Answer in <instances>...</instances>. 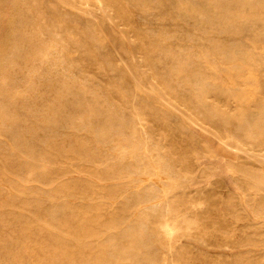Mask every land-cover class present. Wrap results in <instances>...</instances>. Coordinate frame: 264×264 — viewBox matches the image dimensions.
<instances>
[{
    "label": "rangeland",
    "instance_id": "1",
    "mask_svg": "<svg viewBox=\"0 0 264 264\" xmlns=\"http://www.w3.org/2000/svg\"><path fill=\"white\" fill-rule=\"evenodd\" d=\"M227 1L0 0V264H264V1Z\"/></svg>",
    "mask_w": 264,
    "mask_h": 264
},
{
    "label": "bare ground",
    "instance_id": "2",
    "mask_svg": "<svg viewBox=\"0 0 264 264\" xmlns=\"http://www.w3.org/2000/svg\"><path fill=\"white\" fill-rule=\"evenodd\" d=\"M6 1H7V0H6ZM8 1H9V0H8ZM60 1H61V0H60ZM215 1H217V0H215ZM222 1H223V0H222ZM225 1H226V0H225ZM231 1H232V0H231ZM233 1H234V0H233ZM237 1H238V0H237ZM241 1L243 2V0H241ZM250 1H251V0H250ZM253 1L256 2V0H253ZM257 1H259V0H257ZM262 1H264V0H262ZM11 2H12V1H11ZM93 2H94V1H93ZM228 2H230V0L227 1V4H229ZM234 2H235V1H234ZM242 2H241V4H242ZM245 2H246V0H245ZM245 2H243V3H245ZM259 2L261 3V1H259ZM219 3H221V2L219 1ZM219 3H218V4H219ZM225 3H226V2H225ZM238 3H239V2H238ZM253 3H254V2H253ZM253 3L251 2V4H253ZM260 3H259V4H260ZM183 4H184V3H183ZM221 4H223V3H221ZM230 4H232V3H230ZM234 4H235V3H234ZM259 4H258V5H259ZM261 4H262V3H261ZM261 4H260V5H261ZM187 5H188V4H187ZM187 5H186V7H187ZM194 5H195V4L193 3V6H194ZM219 5H220V4H219ZM223 5H224V4H223ZM225 5H226V4H225ZM225 5H224V6H225ZM235 5H236V4H235ZM238 5H239V4H237L236 6H238ZM254 5L257 6V3H255ZM260 5H259V6H260ZM95 6H96V5H95ZM188 6H189V5H188ZM191 6H192V4L190 5V7H191ZM227 6H229V5H227ZM233 6H234V5H233ZM241 6H242V5H240V7H241ZM251 6H252V5H251ZM256 6H255V7H256ZM259 6H258V7H259ZM186 7H185V9H186ZM196 7H197V6H196ZM198 7H199V6H198ZM198 7H197V8H198ZM214 7H215V6H214ZM214 7H213V8H214ZM242 7H243V8H242ZM242 7H241V9H240L239 11H241L242 9H244V7H245L244 4H243ZM255 7L253 6V8H251V9H255ZM98 8H99V7H98ZM188 8H189V7H188ZM192 8L194 9L195 6L189 8V9H192ZM197 8H196V9H197ZM236 8L238 9V7H236ZM246 8H247V7H246ZM261 8L263 9L264 7H262V5H261ZM196 9H194V11H195ZM200 9H201V8H200ZM202 9H204V8H202ZM202 9H201V11L198 9V10H199V11H198L199 14L202 13V11H203ZM251 9H250V6H249V10H251ZM256 9L259 10L257 7H256ZM113 10H114V9H113ZM186 10H187V9H186ZM245 10H246V9H244V11H245ZM249 10H248V11H249ZM191 11H192V10H191ZM237 11H238V10H237ZM94 12H95V11H94ZM109 12H110V11H109ZM192 12H193V11H192ZM192 12H191V13H192ZM205 12H206V11L204 10V13H205ZM246 12H247V11H246ZM250 12H251V11H250ZM259 12H260V11H259ZM259 12H258V13H259ZM196 13H197V12H196ZM196 13H195V14H196ZM242 13H243V12H242ZM247 13H248V12H247ZM251 13H252V12H251ZM251 13H248V15L251 14ZM254 13H255V11H254ZM254 13H253V14H254ZM192 14H193V13H192ZM245 14H246V13H245ZM255 14H256L255 16L260 15V13H259V14L255 13ZM261 14H262V13H261ZM89 15H90V14H89ZM193 15H194V14H193ZM200 15H201V14H200ZM202 15H205V14H202ZM202 15H201V17H202ZM240 15H241V12H240ZM246 15H247V14H246ZM196 16H197V15H196ZM198 16H199V15H198ZM242 16H243V15H242ZM250 16H251V15H249V17H250ZM261 16H262V15H260V17H261ZM246 17H247V16H246ZM249 17H248V18H249ZM258 17H259V16H258ZM258 17H255V18H258ZM105 18H106V17H105ZM241 18H242V17H241ZM255 18H253V19H255ZM31 19H32V18H31ZM243 19H244V18H243ZM246 19H247V18H246ZM249 19H251V18H249ZM253 19H252V20H253ZM259 19L262 20L263 17H262V18H259ZM263 20H264V19H263ZM263 20H262V21H263ZM246 21H247V20H246ZM247 22H249V20H248ZM251 22H252V21H251ZM258 22H259V21H258ZM260 22H261V21H260ZM252 23H254V22H252ZM11 24H12V23H11ZM103 28H104V27H103ZM127 33H128V32H127ZM111 34H112V33H111ZM23 35H24V34H23ZM113 36H114V35H113ZM122 36H123V35H122ZM19 38H20V37H19ZM115 38H116V36H115ZM14 39H15V38H14ZM22 39H23V38H22ZM117 39H118V38H117ZM127 39H128V38H127ZM11 40H12V39H11ZM107 40H108V39H107ZM20 41H21V40H20ZM120 41H121V40H120ZM126 41H127V40H126ZM22 42H23V41H22ZM237 42H238V41H236V45H237ZM121 43H122V42H121ZM128 43H129V42H128ZM239 43H240V42H238V45H239ZM13 44H14V43H13ZM21 44H22V43H21ZM23 44H24V43H23ZM61 44H62V43H61ZM240 44H241V43H240ZM119 45H120V44H119ZM232 45H234V44H232ZM11 47H12V46H11ZM118 47H119V46H118ZM118 47H117V48H118ZM224 47L226 48V46H224ZM227 47H228V46H227ZM233 47H234V46H233ZM240 47H241V46L239 45V49L242 48V50H243V47H241V48H240ZM2 48H4V47H2ZM71 48H72V47H71ZM221 48H222V47H221ZM230 48H231V47L229 46L228 51H232ZM237 48H238V47L236 46V50H235V52H237ZM244 48H245V47H244ZM121 49H122V48H121ZM222 49H223V48H222ZM226 49H227V48H226ZM226 49H224V50H226ZM233 49H234V48H233ZM239 49H238V50H239ZM247 49H248V48H247ZM247 49L245 48V50H247ZM5 50H6V49H5ZM22 50H23V49H22ZM24 50H25V49H24ZM0 51L2 52V50H0ZM16 51H18V50H16ZM116 51H117V50H116ZM124 51H125V50H124ZM226 51H227V50H226ZM226 51H225V52H226ZM239 51H241V50H239ZM8 52H9V51H8ZM14 52H15V51H14ZM219 52H220V53L222 52L221 49L219 50ZM242 52H243V51H241V53H242ZM17 53H18V52H17ZM47 53H48V52H47ZM47 53H46V54H47ZM232 53H233V51H232ZM238 53H240V52H238ZM244 53H249V52H244ZM250 53H251V51H250ZM254 53H256V52H254ZM254 53H251V54L254 55ZM262 53H263V52H262ZM162 54H163V53H162ZM233 54L235 55V53H233ZM233 54H232V56H233ZM242 54H243V53H242ZM257 54H259V53L257 52ZM2 55H3V54H2ZM120 55H121V53H120ZM229 55H230V53H229ZM239 55H241V54H239ZM239 55H238V56H239ZM244 55H245V54H244ZM253 55H252V56L249 55V56H251V59H252V58H256V56L253 57ZM255 55H256V54H255ZM263 55H264V54H263ZM13 56H14V54H13ZM121 56H122V55H121ZM177 56H178V55H177ZM222 56H223V55H222ZM222 56H221V57H222ZM235 56H236V55H235ZM242 56H243V55H241V57H242ZM245 56H246V55H245ZM247 56H248V55H247ZM259 56H260V54H259ZM11 57H12V56H11ZM15 57H16V56H15ZM32 57H33V56H32ZM40 57H41V56H40ZM174 57H175V56H174ZM224 57H225V56H223L222 58H224ZM228 57H229V56H228ZM230 57H231V55H230ZM230 57H229V58H230ZM233 57H234V56H233ZM243 57H244V56H243ZM30 58H31V57H30ZM176 58H178V57H175V61L177 60ZM189 58H190V57H189ZM238 58H239V57H238ZM238 58H237V60H238ZM258 58H259V57H258ZM123 59H124V58H123ZM246 59L248 60V57H246ZM246 59H245V60H246ZM249 59H250V57H249ZM251 59H250V61H251ZM259 59H260V58H259ZM262 59H263V58H262ZM262 59H260V60H262ZM5 60H6V59H5ZM173 60H174V59H173ZM180 60H181V58H180ZM180 60H179V58H178V61H179V62H180ZM229 60H230V59H228V61H229ZM232 60H233V59H232ZM43 61H44V60H43ZM135 61H136V60H135ZM135 61H134V62H135ZM140 61H141V60H140ZM226 61H227V57H226ZM234 61H236V60L234 59ZM240 61H241V60H240ZM240 61H238V62H240ZM255 61H256V60H255ZM2 62H3V61H2ZM32 62H33V61H32ZM121 62H122V61H121ZM176 62H177V61H176ZM176 62H175V64H176ZM179 62H178V65H179ZM182 62H183V61H182ZM230 62H231V61H230ZM236 62H237V61H236ZM236 62H234V63H236ZM241 62H242V61H241ZM252 62H254V61L252 60ZM8 63H9V62H8ZM10 63H11V62H10ZM127 63H128V62H127ZM227 63H229V62H227ZM232 63H233V62H232ZM244 63H245V62H244ZM248 63H249V61H248ZM254 63H255V62H254ZM254 63H253V64H254ZM11 64H12V63H11ZM14 64H15V63H14ZM184 64L186 65L187 62H185ZM184 64L181 63V65H183V66H184ZM230 64H231V63H230ZM250 64H251V63H250ZM255 64H256V63H255ZM2 65H4V64H2ZM2 65H1V66H2ZM12 65H13V64H12ZM135 65H136V64H135ZM178 65H177L176 68H178ZM231 65H232V64H231ZM231 65H229V66H231ZM233 65H235V66L233 67ZM233 65H232V67H233L234 69H233V68H230V69H232V71L229 70V71H231V72H233V70H236V69H235L236 65H237V66H240V63H239V65H238V64H233ZM4 66H5V65H4ZM4 66H3V67H4ZM183 66H182V67H183ZM243 66H244V64H243ZM246 66H248V65L246 64ZM254 66H255V65H254ZM256 66H257V64H256ZM256 66H255V67H256ZM15 67H16V66H15ZM127 67H128V66H127ZM137 67H138V66H137ZM180 67H181V66H180ZM241 67H242V65H241ZM244 67H245V66H244ZM10 68H11V67H10ZM54 68H55V67H54ZM134 68H135V67H134ZM139 68H140V67H139ZM174 68H175V67H174ZM195 68H196V67H195ZM236 68H237V67H236ZM239 68H240V67H239ZM12 69H13V68H12ZM179 69H180V68H179ZM187 69H188V67H187ZM192 69H194V67H193ZM192 69H191V67H190V70H191V71H189V72H192ZM197 69H198V68H197ZM197 69H196V70H197ZM213 69H214V68H213ZM240 69H241V68H240ZM240 69H237V71H238V70H239V71H243V70H240ZM252 69H254V68H252ZM252 69H251V71H252ZM2 70H3V69H2ZM33 70H34V67H33ZM138 70H139V69H138ZM176 70H177V69H176ZM188 70H189V69H188ZM194 70H195V69H194ZM196 70H195V73L198 72L199 69H198L197 71H196ZM249 70H250V68H249ZM131 71H132V70H131ZM178 71H179V70H178ZM181 71H182V69H181L179 72H181ZM244 71H245V69H244ZM128 72H129V71H128ZM193 72H194V71H193ZM193 72H192L193 75H192V74H191V75L194 77L195 73H193ZM252 72H253V71H252ZM148 74H149V73H148ZM170 74L172 75V73H170ZM179 74H180V73H179ZM181 74H182V73H181ZM181 74H180V75H181ZM183 74H184V72H183ZM187 74H188V73H187ZM199 74H200V73H199ZM237 74H238V72H237ZM251 74H252V73H251ZM2 76H3V75H2ZM148 76H149V75H148ZM187 76H188V75H187ZM195 76H196V75H195ZM170 77H171V76H170ZM177 77H178V76H177ZM179 77L182 78V75L179 76ZM179 77H178V78H179ZM190 77H191V76H190ZM193 77H192V78H193ZM250 77H251V76H249L248 78H250ZM1 78H2V77H1ZM3 78H5V77H3ZM31 78H32V77H31ZM147 78H148V77H147ZM185 78H186V77H185ZM188 78H189V76H188ZM192 78H191V79H192ZM197 78H199V76H198ZM203 79H205V78H203ZM1 80H2V79H1ZM173 80H174V79H173ZM184 80H185V79H184ZM189 80H190V79H189ZM212 80H213V79H212ZM9 81H10V80H9ZM9 81H8V82H9ZM201 81H202V80H201ZM205 81H206V80H204V82H205ZM67 82H68V81H67ZM177 82H178V81H177ZM184 82H185V81H184ZM184 82H183V83H184ZM189 82H191V81H188V83H189ZM197 82H198V81H197ZM204 82H203V83H204ZM207 82H208V81H206V83H207ZM234 82H235V81H234ZM10 83H11V82H10ZM181 83H182V82H181ZM188 83H187V84H188ZM192 83H193V81H192ZM198 83H199V82H198ZM198 83H197V85H199V84L202 83V82H200L199 84H198ZM203 83H202V85L205 84V83H204V84H203ZM208 83H209V82H208ZM208 83H207V85H208ZM147 84H148V82H147ZM150 84H151V83H150ZM185 84H186V82H185ZM185 84H184V85H185ZM195 84H196V82H195L194 85H193L194 87L197 86V85H195ZM234 84H235V83H234ZM151 85H152V84H151ZM207 85L205 84V87H206ZM214 85H216V84H214ZM227 85H228L229 87H231V85H229V84H227ZM236 85H238V84L236 83ZM46 86H47V85H46ZM185 86H186V85H185ZM200 86H201V85H199V87H200ZM208 86H210V84H209ZM211 86H213V83L211 84ZM228 86H226V87H228ZM148 87H149V86H148ZM186 87H189V86H186ZM190 87H192V85H191ZM194 87H193V88H194ZM205 87H204V89L207 88V87H206V88H205ZM226 87H225V88H226ZM229 87H228V88H229ZM200 88H201L202 90H204L203 87H200ZM209 88H210V87H209ZM218 88H219V86L217 87V89H218ZM4 89H5V88H4ZM28 89H29V88H28ZM195 89H196V88H195ZM195 89H194V91H196ZM201 89H199V90L202 91ZM210 89H211V88H210ZM217 89L215 90L216 92H217ZM220 89H222V88H220ZM220 89H219L218 91H220ZM232 89H233V88H232ZM232 89H231V90H232ZM239 89H240V88H239ZM197 90H198V88H197ZM231 90H228V91H231ZM240 90H242V89H240ZM5 91H6V90H5ZM205 91H206V90H205ZM205 91H203V92H205ZM210 91H211V90H210ZM210 91H208V89H207V92H210ZM222 91H223V89H222ZM207 92H206V93H207ZM211 92H212V91H211ZM224 92H225V91H224ZM233 92H234V91H233ZM195 93L197 94V92H195ZM198 93H199V92H198ZM201 93H202V92H201ZM206 93H204L205 96H208L209 93H207V95H206ZM219 93H221V92H219ZM229 93H231V92H228V96H231V95H229ZM234 93H235V92H234ZM237 93H238V92H237ZM61 94H62V93H61ZM224 94H225V93H224ZM231 94H232V93H231ZM239 94H240V93H239ZM197 95H200V94H197ZM233 95H234V94H233ZM200 96H201V95H200ZM235 96H236V95H235ZM239 96H240V95H239ZM242 96H243V95H242ZM244 96H245V94H244ZM244 96H243V98H244ZM7 97H8V96H7ZM61 97H62V96H61ZM197 97H198V96H197ZM197 97H196V98H197ZM237 97H238V96H237ZM249 97H250V96H249ZM249 97H248V98H249ZM251 97H252V96H251ZM5 98H6V97H5ZM199 98H200V97H199ZM201 98H202V101H204V100H203V98H204V97H203V93H202V97H201ZM233 98H234V100L236 99L235 97H233ZM238 98H239V97H238ZM241 98H242V97H240V99H241ZM206 99H207V98H206ZM206 99H205V101H207ZM246 99H247V97H246ZM246 99H245V100H246ZM252 99H253V98H252ZM250 100H251V99H250ZM202 101H201V102H202ZM242 101H243V100H242ZM252 101H253V100H252ZM197 102H198V101H197ZM236 102H238V101H236ZM239 102H241V101H239ZM244 102H246V101H244ZM247 102L249 103V101H247ZM253 102H254V101H253ZM202 103H203V102H202ZM202 103H200V104H202ZM170 104H171V103H170ZM205 104H206V103L204 102V104H203L204 107H205ZM262 104H263V103H262ZM198 105H199V103H198ZM206 105H207V104H206ZM208 105H210V104L208 103ZM247 105H248V104H247ZM249 105H250V104H249ZM77 106H78V105H77ZM200 106H201V105H200ZM257 106H258V104H257ZM257 106H256V107H257ZM259 106H260V105H259ZM4 107H5V106H4ZM201 107H202V106H201ZM204 107H203V108H204ZM254 107H255V106H254ZM256 107H255V109H256ZM260 108H261V107H260ZM57 109H58V108H57ZM205 109L207 110V108H205ZM210 109H211V108L209 107V111H211ZM213 109H215V107H214ZM241 109H243V108H241ZM249 109H250V108H249ZM257 109H258V108H257ZM257 109H256V110H257ZM61 110H62V109H61ZM105 110H106V109H105ZM215 110H216V109H215ZM239 110H240V109H239ZM244 110H245V109H244ZM259 110H260V109H259ZM262 110H263V109H262ZM13 111H14V109H13ZM216 111H217V110H216ZM216 111H215V112H216ZM241 111H243V110H241ZM248 111H249V110H248ZM254 111H255V110H254ZM206 112H208V111H206ZM213 112H214V110H212V113H213ZM217 112H218V111H217ZM246 112H247V111H246ZM250 112H251V111H250ZM45 113H46V112H45ZM212 113H211V114H212ZM238 113H239V111H238ZM238 113H237V116H238V117L240 116V119L244 118L245 115H244V116L242 115L243 117L241 118V114L239 115ZM247 113H248V112H247ZM251 113H252V112H251ZM256 113H257V112H256ZM179 114H180V113H179ZM218 114H219V113H218ZM218 114L214 113V115H211V116L214 117L215 115H218ZM245 114H246V113H245ZM252 114H253V113H252ZM258 114H259V113H258ZM258 114H254V115L258 116ZM260 114H261V113H260ZM260 114H259V115H260ZM76 115H77V114H76ZM208 115L210 116V114H208ZM262 115H263V114H262ZM227 116H229V115H227ZM248 116H249V115H248ZM250 116H251V115H250ZM117 117H118V116H117ZM117 117H115V118H117ZM122 117H123V116H122ZM122 117H121V118H120V117L118 118V119H121V120H118V119H117V120L115 119V120H116V121H122V119H123ZM223 117H224V116H223ZM223 117H222V118H223ZM225 117H226V116H225ZM229 117H230V116H229ZM233 117H234V116H233ZM238 117H237V118H238ZM263 117H264V116H263ZM108 118H109V117H108ZM210 118H211V117H210ZM227 118H228V117H227ZM246 118H248V117H246ZM255 118H256V117H255ZM258 118H260V117H258ZM9 119H10V118H9ZM47 119H48V118H47ZM80 119H81V118H80ZM125 119H129V120H131L130 118H126V117H125ZM125 119L123 120L124 122H125ZM228 119H229V118H228ZM240 119H239V121H240ZM250 119H251V118H250ZM262 119L264 120V118H262ZM262 119H261V120H262ZM18 120H19V119H18ZM229 120H230V119H229ZM256 120H257V119H256ZM261 120H260V123L263 122V121L261 122ZM1 121H2V120H1ZM63 121H64V120H63ZM123 121H122V122H123ZM126 121H128V120H126ZM135 121L137 122V120H135ZM231 121H233L232 118H231ZM236 121H237V119H236ZM239 121H237V122L242 124L243 121H242V122H241V121L239 122ZM249 121H251V120H249ZM249 121H248V123H249L248 125H250V123L253 122V121H251V122H249ZM254 121H255V120H254ZM105 122H106V121H105ZM124 122H123V123H124ZM128 122H129V121H128ZM256 122H257V121H256ZM256 122H254V123H256ZM107 123H108V122H107ZM114 123H115V125H117L116 122H114ZM117 123H118V122H117ZM119 123H121V122H119ZM119 123H118V124H119ZM123 123H122V124H123ZM131 123H132V122H131ZM254 123H253V124H254ZM260 123H259V126L262 125V124H260ZM42 124H43V123H42ZM63 124H64V123H63ZM122 124H121V125H122ZM140 124H142V123H140ZM235 124H236V123H235ZM263 124H264V123H263ZM78 125H79V124H78ZM78 125H77V126H78ZM107 125H108V124H107ZM119 125H120V124H119ZM119 125H118V126H119ZM124 125H126V124L124 123ZM138 125H139V124H138ZM182 125H183V124H182ZM231 125H232V124H231ZM238 125H239V124H238ZM238 125H237V126H238ZM245 125H246V124H245ZM257 125H258V123H257ZM25 126H26V125H25ZM105 126H106V125H105ZM108 126H109V125H108ZM118 126H116V127L118 128ZM127 126H128V124H127ZM132 126H133V124H132ZM142 126H143V125H142ZM233 126H234V125H233ZM241 126H242V125H241ZM241 126L239 127L240 129H241ZM246 126H247V125H246ZM252 126H253V125H252ZM11 127H12V126H11ZM20 127H21V126H20ZM26 127H27V126H26ZM81 127H82V126H81ZM109 127H111V125H110ZM121 127H122V126H121ZM123 127H124V126H123ZM129 127H130V126H129ZM133 127H134V126H133ZM133 127H132V128H133ZM244 127H245V126H244ZM254 127H256V126L254 125ZM22 128H23V127H22ZM31 128H32V127H31ZM105 128H106V127H105ZM105 128H103V129H105ZM112 128H114V129L116 130V128L114 127V125H113ZM119 128H120V126H119ZM138 128H139V127H138ZM138 128H137V129H138ZM246 128L248 129V131H250V132L252 131V130H249V127H248V126H247ZM250 128H251V127H250ZM252 128H253V127H252ZM252 128H251V129H252ZM258 128H259V127H258ZM260 128H263V127H260ZM16 129H17V128H16ZM28 129H29V128H28ZM109 129H110V128H109ZM139 129H140V128H139ZM254 129H255V128H254ZM12 130H13V129H12ZM105 130H107V128H106ZM119 130H121V129H119ZM119 130H117V131H119ZM122 130H123V129H122ZM127 130H128V127H127ZM127 130L125 129V132H126ZM129 130H130V129H129ZM132 130H133V129H132ZM145 130H147V129H145ZM236 130H237V129H236ZM242 130H243V126H242ZM258 130H259V129H258ZM261 130H262V129H261ZM5 131H6V130H5ZM103 131H104V130H103ZM130 131H131V130H130ZM133 131H136V130H133ZM245 131H246V130H245ZM28 132H29V131H28ZM100 132H101V131H100ZM100 132H99V133H100ZM110 132H111V130H110ZM113 132H114V131H113ZM139 132H141V131H139ZM240 132H241V131H240ZM242 132H243V131H242ZM253 132H254V131H253ZM253 132H251V134L249 133V136H251ZM104 133H105V132H103V134H104ZM106 133H107V132H106ZM122 133H123V132H122ZM132 133H133V132H132ZM29 134H30V133H29ZM100 134H102V132H101ZM118 134H119V133H118ZM144 134L146 135V133H144ZM245 134H246V132H245ZM7 135H8V134H7ZM104 135H105V134H104ZM116 135H117V133H116ZM120 135H123V134H119V136H120ZM127 135L129 136V135H131V134L129 133V134H127ZM127 135H126V137H127ZM133 135H135V132H134ZM145 135H144V136H145ZM91 136H92V135H91ZM109 136H110V135H109ZM119 136H118V137H119ZM138 136H139V135H138ZM144 136H143V137H144ZM156 136H157V135H156ZM32 137H33V136H32ZM111 137H112V136H111ZM113 137H115V136H113ZM123 137H125V136H123ZM129 137H130V136H129ZM129 137H127V138H129ZM131 137H132L134 140H137V139L134 138L135 136H132V135H131ZM136 137H137V135H136ZM141 137H142V136H141ZM256 137H257V136H256ZM13 138H14V137H13ZM84 138H86V137H84ZM87 138H88V137H87ZM91 138H92V137H91ZM103 138H104V136H103ZM116 138H117V136H116ZM138 138H140V136H139ZM150 138H153V137L150 136ZM150 138H149V139H150ZM251 138H252V137H251ZM15 139H16V138H15ZM88 139H89V138H88ZM101 139H102V137H101ZM105 139H106V138H105ZM108 139H110V138L108 137ZM108 139H107V140H108ZM124 139H125V138H124ZM142 139H143V138H142ZM142 139H141V141H142ZM153 139H155V138H153ZM157 139H159V138H157ZM98 140H99V139H98ZM122 140H123V139H122ZM131 140H132V139H131ZM134 140H132V141L134 142ZM146 140H147V139H146ZM83 141H84V140H83ZM103 141H104V140H103ZM128 141H129V139H128ZM137 141L139 142L140 140H137ZM152 141H153V140H152ZM13 142H14V140H13ZM47 142H48V141H47ZM87 142H88V141H87ZM120 142L122 143V141H120ZM120 142H119V143H120ZM138 142H137V143H138ZM90 143H91V141H90ZM121 143H120V145H121ZM137 143H135V144H137ZM139 143H140V142H139ZM145 143H148V142L145 141ZM145 143H144V144H145ZM151 143H152V142H151ZM48 144H49V143H48ZM123 144H124V143H123ZM125 144H126V142H125ZM129 144L131 145V143H129ZM135 144L132 143V147H133V145L135 146ZM144 144L140 143L139 145H143V147H144ZM167 144H168V143H167ZM91 145H92V144H91ZM102 145H103V144H102ZM147 145H148V144H147ZM147 145H145V146H147ZM115 146H116V145H115ZM117 146H118V145H117ZM121 147H122V145H121ZM121 147H120V148H121ZM135 147L138 148L137 145H136ZM140 147H142V146H140ZM58 148H59V147H58ZM118 148H119V147H118ZM126 148H127V147H126ZM83 149H84V148H83ZM114 149H115V147H114ZM147 149H148V147H147ZM152 149H153V146H152ZM152 149H151V150H152ZM155 149L157 150V148H155ZM76 150H77V149H76ZM148 150H149V149H148ZM153 150H154V149H153ZM175 150H176V149H175ZM154 151H155V150H154ZM58 154H59V153H58ZM173 154H174V152H173ZM28 155H29V154H28ZM28 155H27V156H28ZM28 157H29V156H28ZM178 157H179V156H178ZM30 158H31V157H30ZM100 158H101V157H100ZM102 158H103V157H102ZM107 158H108V157H107ZM110 158H111V157H110ZM87 159H88V158H87ZM159 159H161V158H159ZM174 159H175V158H174ZM89 161H90V160H89ZM46 162H47V161H46ZM162 162H163V161H162ZM230 162H234V161H230ZM254 162H255V161H254ZM20 164H21V162H20ZM232 164H233V163H232ZM236 164H237V163H236ZM48 165H49V164H48ZM157 165H158V163H157ZM188 165H189V164H188ZM230 165H231V164H230ZM111 166H112V165H111ZM139 167H141V165H140ZM157 167H159V165H158ZM183 167H184V166H183ZM228 167H229V166H228ZM234 167H235V165H234ZM234 167H232V169H233ZM170 168H171V167H170ZM246 168H247V166H246ZM20 169H21V168H20ZM32 169H33V168H32ZM40 169H41V168H40ZM234 169H235V168H234ZM240 169H241V168H240ZM242 169H245V168H242ZM251 169H252V165H251L250 170H251ZM26 170H27V169H26ZM35 170H36V169H35ZM42 170H43V168H42ZM250 170L247 168V171H250ZM256 170H260V168H259V169H256ZM157 171H158V169H157ZM160 171H161V170H160ZM242 171H243V172H246L245 170H242ZM260 171H263V169L260 170ZM148 172H149V171H148ZM251 172H253V171H251ZM251 172H250V176H251V174L253 175V173H251ZM255 172H256V171H255ZM255 172H254V174H256ZM80 173H81V172H80ZM151 173H152V172H151ZM248 173H249V172H248ZM148 174H150V173H148ZM246 174H247V173H246ZM261 174H262V173H261ZM256 175H257V174H256ZM259 175H260V172H259ZM145 176H146V175H145ZM148 176H149V175H148ZM262 176H263V175H262ZM262 176H261V177H262ZM29 177H30V176H29ZM105 177H106V176H105ZM254 177H255V176H254ZM257 177H258V176H257ZM257 177H256V178H257ZM40 178H41V177H40ZM18 179H19V178H18ZM22 179H23V178H22ZM146 179H147V178H146ZM262 179H263V177H262ZM262 179L258 180V182L261 181ZM6 180H7V179H6ZM28 180H29V179H28ZM9 181H10V180H9ZM33 181H34V180H33ZM99 181H100V180H99ZM253 181H254V180H253ZM255 181H256V180H255ZM255 181H254V183H255ZM257 184H258V183H257ZM260 184H261V182H260ZM16 185H17V183H16ZM116 186H117V185H116ZM259 186H261V185H259ZM263 186H264V185H263ZM22 187H23V186H22ZM32 187H33V186H32ZM119 187H120V186H119ZM243 187H244V186H243ZM255 187H256V186H255ZM23 188H24V187H23ZM25 188H26V187H25ZM33 188H34V187H33ZM147 188H148V187H147ZM27 189H28V188H27ZM38 189H39V188H38ZM64 189H65V188H64ZM145 189H146V188H145ZM148 189H149V188H148ZM15 190H16V189H15ZM29 190H30V189H29ZM150 190H151V187H150ZM150 190H148V191H150ZM255 190H256V189H255ZM257 190H258V189H257ZM263 190H264V189H263ZM22 191H23V190H22ZM19 192H20V191H19ZM28 192H29V191H28ZM35 192H36V191H35ZM37 192H38V191H37ZM37 192H36V193H37ZM55 192H56V191H55ZM96 192H97V191H96ZM143 192H144V191H143ZM143 192H142V195H143ZM257 192H258V191H257ZM0 193H1V192H0ZM64 193H65V192H64ZM144 193H145V192H144ZM146 193H147V192H146ZM150 193H152V192H150ZM69 194H70V193H69ZM96 194H98V193H96ZM133 194H134V193H133ZM135 194H137V193H135ZM147 195H148V194H146V197H148ZM11 196H12V195H11ZM55 196H56V195H55ZM136 196H139V195L137 194ZM143 196H145V195H143ZM143 196H142V197H143ZM255 196H256V195H255ZM87 197H88V196H87ZM149 197H150V194H149ZM149 197H148L147 199H149ZM51 198H52V197H51ZM133 198H134V196H133ZM137 198H138V197H137ZM154 198H155V196H154ZM144 199H145V198H143V200H142L143 202H144L145 200H147V199H145V200H144ZM23 200H24V199H23ZM132 200H133V199H132ZM135 200H137V199L135 198ZM139 200H140V199H139ZM142 201H141V202L138 201V202L143 203ZM132 202H134V200H133ZM136 202H137V201H136ZM148 202H149V201L147 200V204H148ZM41 203H42V202H41ZM3 204H4V203H3ZM143 204H145V202H144ZM257 204H259V203H257ZM263 204H264V202H263ZM38 205H39V204H38ZM150 205H151V203H150ZM150 205H149V207H150ZM260 205H262V204H260ZM260 205H259V206H260ZM98 206H99V205H98ZM134 206H135V203H134ZM137 206H138V205H137ZM146 206H147V205H146ZM152 206H153V205H152ZM119 207H120V206H119ZM153 207H156V205L153 206ZM147 208H148V207H147ZM255 208H256V207H255ZM99 209H100V208H99ZM150 209H152V208L150 207ZM154 209L156 210V208H154ZM263 209H264V208H263ZM259 210H260V209H259ZM119 211H120V210H119ZM126 211H127V210H126ZM260 211H261V210H260ZM260 211H259V212H260ZM156 212H157V210H156ZM263 213H264V212H263ZM263 213H262V214H263ZM110 214H111V213H110ZM260 214H261V212H260ZM116 215H117V214H116ZM130 215H131V213H130ZM120 216L122 217V215H120ZM111 217H112V216H111ZM35 218H36V217H35ZM125 218H126V217H125ZM29 220H30V219H29ZM122 220H124V219H122ZM122 220H121V221H122ZM126 220H127V219H126ZM40 222H41V221H40ZM115 222H117V221H115ZM122 222H123V221H122ZM141 222H143V221H141ZM46 223H47V222H46ZM120 223H121V222H120ZM123 223H124V222H123ZM138 223H140V222L138 221ZM106 224H107V223H106ZM140 224H141V223H140ZM143 224H144V222H143ZM146 225H147V224H146ZM138 226H139V225H138ZM141 226H143V225L141 224ZM141 226H139V228H140ZM38 227H39V226H38ZM51 227H52V226H51ZM125 228H126V227H125ZM143 228H144V227H143ZM148 228H149V227H148ZM140 229H141V228H140ZM140 229H139V230H140ZM144 229H145V228H144ZM147 230H148V229H147ZM126 231H127V230H126ZM141 231H143V230L141 229ZM144 231H145V230H144ZM142 233H144V232H142ZM100 234H101V233H100ZM131 234H132V232H131ZM149 234H150V233H149ZM152 234H153V231H152ZM152 234H150V235H152ZM153 235H154V234H153ZM153 235H152V236H153ZM69 236H70V235H69ZM152 236H151V237H152ZM135 237H136V236H135ZM151 237H150V238H151ZM155 237H156V236H155ZM152 238H153V237H152ZM156 238H157V237H156ZM36 239H37V238H36ZM113 239H114V238H113ZM143 239H144V238H143ZM154 240H155V239H154ZM108 241H109V240H108ZM152 241H153V239H152ZM259 241H260V240H259ZM26 242H27V241H26ZM153 242H155V241H153ZM159 242H160V241H159ZM142 243H143V241H142ZM144 243H145V242H144ZM144 243H143V245H145ZM160 243H161V242H160ZM153 244H154V243H153ZM253 244H254V243H253ZM148 245H150V244H148ZM155 245H156V244H155ZM110 246H111V245H110ZM146 246H147V245H146ZM153 246H154V245H153ZM256 246H257V245H256ZM25 247H26V246H25ZM148 247H149V246H148ZM156 247H157V245H156ZM38 249H39V248H38ZM141 249H142V248H140V251H141V253H142V250H141ZM137 250H138V249H137ZM148 250H149V249H148ZM155 251H156V250H154L153 253H155ZM137 253L139 254L140 252H137ZM153 253H152V254H153ZM138 254H137V255H138ZM33 255H34V254H33ZM156 255H157V254H156ZM156 255H155V256H156ZM138 256H140V255H138ZM148 256H149V255H148ZM151 256H152V255H151ZM37 257H38V256H37ZM153 258H154V255H153ZM32 260H33V259H32ZM40 261H41V260H40ZM248 261H249V260H248ZM258 261H259V260H258ZM262 261H263V260H262ZM134 262H135V261H134ZM18 263H19V262H18ZM256 263H257V262H256ZM262 263H263V262H262ZM35 264H36V263H35ZM37 264H38V263H37ZM91 264H92V263H91Z\"/></svg>",
    "mask_w": 264,
    "mask_h": 264
}]
</instances>
